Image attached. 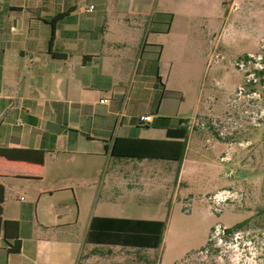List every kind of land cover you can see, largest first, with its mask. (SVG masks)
<instances>
[{
	"label": "crops",
	"instance_id": "0c3cea01",
	"mask_svg": "<svg viewBox=\"0 0 264 264\" xmlns=\"http://www.w3.org/2000/svg\"><path fill=\"white\" fill-rule=\"evenodd\" d=\"M168 1L0 0L2 217L18 222L20 242L10 251L15 240L0 234V264H157L163 219L131 205L138 189L153 188L140 172L177 161L115 160L110 150L115 138L164 141L186 126L183 162L193 138L207 137L190 130L203 104L199 90L187 95L194 63L177 23L199 3ZM106 188L121 206L88 208ZM93 218L159 222L160 243L128 242L147 238L122 222L91 237Z\"/></svg>",
	"mask_w": 264,
	"mask_h": 264
},
{
	"label": "rangeland",
	"instance_id": "374dc122",
	"mask_svg": "<svg viewBox=\"0 0 264 264\" xmlns=\"http://www.w3.org/2000/svg\"><path fill=\"white\" fill-rule=\"evenodd\" d=\"M168 2L173 9L175 2L199 3L177 23L194 63L184 70L187 95L199 90L203 104L190 130L207 137L193 138L183 162L140 172L139 184L149 180L153 188L138 189L131 206L163 219L157 264H264V0ZM107 189L88 208L121 206ZM85 205L79 203L80 218ZM241 222L218 240L216 224Z\"/></svg>",
	"mask_w": 264,
	"mask_h": 264
},
{
	"label": "trees",
	"instance_id": "16d2710c",
	"mask_svg": "<svg viewBox=\"0 0 264 264\" xmlns=\"http://www.w3.org/2000/svg\"><path fill=\"white\" fill-rule=\"evenodd\" d=\"M172 16L170 15V20ZM244 60L248 59L247 55L243 56ZM262 73V71H259ZM187 120H180L179 123H186ZM168 140H145V139H127L115 138L111 145L110 153L116 158H160L172 161L181 162L183 159L186 140L188 138V130L185 127H177L167 130ZM4 186L0 184V234L5 239H14L15 242L10 245L9 250L19 252L20 242L18 240V222L5 220L2 217V203L4 201ZM119 222L127 224L129 233H143L147 239H139L136 241L134 237H130L128 242L140 243L149 247H157L161 240V223L155 221H140V220H123L114 218H93L90 224L89 235L92 237L95 232L108 231L110 227H119ZM120 223V224H122ZM242 222L234 225L233 228H227L226 232H230L234 228L242 226ZM160 226L158 229H152L153 226Z\"/></svg>",
	"mask_w": 264,
	"mask_h": 264
},
{
	"label": "built area",
	"instance_id": "2783aa9c",
	"mask_svg": "<svg viewBox=\"0 0 264 264\" xmlns=\"http://www.w3.org/2000/svg\"><path fill=\"white\" fill-rule=\"evenodd\" d=\"M89 12L93 11V5H89L88 8L86 9ZM101 103L107 102V99H101L100 100ZM139 120L141 122H149L151 120V116L150 115H145V116H141L139 118ZM215 231L216 234L219 236L218 240H222L226 235H228V233L226 232V228L221 226L220 224H216L215 225Z\"/></svg>",
	"mask_w": 264,
	"mask_h": 264
},
{
	"label": "flooded vegetation",
	"instance_id": "af4514ba",
	"mask_svg": "<svg viewBox=\"0 0 264 264\" xmlns=\"http://www.w3.org/2000/svg\"><path fill=\"white\" fill-rule=\"evenodd\" d=\"M226 229H227V227H225ZM233 230V229H232ZM232 230L230 231V232H232ZM230 232H228V234L230 233Z\"/></svg>",
	"mask_w": 264,
	"mask_h": 264
}]
</instances>
